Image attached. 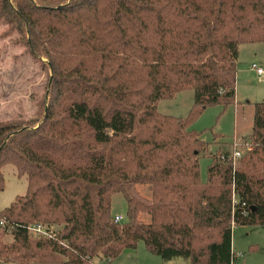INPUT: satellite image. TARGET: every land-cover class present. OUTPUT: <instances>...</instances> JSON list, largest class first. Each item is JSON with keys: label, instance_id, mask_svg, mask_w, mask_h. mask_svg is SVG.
Masks as SVG:
<instances>
[{"label": "trees", "instance_id": "trees-1", "mask_svg": "<svg viewBox=\"0 0 264 264\" xmlns=\"http://www.w3.org/2000/svg\"><path fill=\"white\" fill-rule=\"evenodd\" d=\"M0 20L49 70L37 115L0 122V193L6 165L28 179L0 209V264L111 263L141 241L164 261L245 264L233 228L264 227V101L246 151L212 152L224 136L191 126L236 104L239 46L264 42V0H0ZM187 90L186 118L158 110Z\"/></svg>", "mask_w": 264, "mask_h": 264}, {"label": "rangeland", "instance_id": "rangeland-1", "mask_svg": "<svg viewBox=\"0 0 264 264\" xmlns=\"http://www.w3.org/2000/svg\"><path fill=\"white\" fill-rule=\"evenodd\" d=\"M18 39V33L11 32L0 20V122L36 116L38 102L46 93L49 70L44 69L42 63L34 59ZM237 62L236 104L226 109L222 105L209 106L191 126L201 131L203 139L208 142H213L216 134L224 136L212 146V152L219 147L228 148L227 143L232 142L235 149L248 150L249 146L245 143L253 130L254 105L264 101V75L259 76L252 68L256 64L264 69V42L241 44ZM193 104L194 91L187 90L173 99L161 100L158 110L184 119ZM210 163L211 158L207 155L200 159L202 181L207 180ZM2 172L5 188L0 193V209L9 207L17 196L25 195L28 186L27 176L20 177L14 165H6ZM125 212V200L121 194H116L113 197V213L123 215L125 220ZM3 238L7 243L13 240L9 235ZM233 251L245 264H264V227L234 226ZM101 259L98 257L96 264H190L186 259L164 261L150 253L143 241L136 249L125 251L111 263Z\"/></svg>", "mask_w": 264, "mask_h": 264}, {"label": "built area", "instance_id": "built-area-1", "mask_svg": "<svg viewBox=\"0 0 264 264\" xmlns=\"http://www.w3.org/2000/svg\"><path fill=\"white\" fill-rule=\"evenodd\" d=\"M252 68L254 69V70H256V72H257V74L259 75V76H263L264 75V69L262 68V67H259V66H257L256 64H253V66H252ZM239 157H241V152L240 151H235V153H234V159H237V158H239ZM123 215H121V214H119V215H116L115 216V221L116 222H119V221H122L123 220ZM3 224V222H1V225ZM31 230L32 231H34L35 233H37V234H46V232H45V230L42 228V227H40V226H36V227H34V228H31Z\"/></svg>", "mask_w": 264, "mask_h": 264}]
</instances>
